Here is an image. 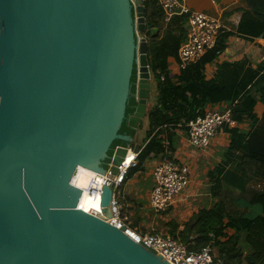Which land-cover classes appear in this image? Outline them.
Segmentation results:
<instances>
[{
    "label": "water",
    "instance_id": "obj_1",
    "mask_svg": "<svg viewBox=\"0 0 264 264\" xmlns=\"http://www.w3.org/2000/svg\"><path fill=\"white\" fill-rule=\"evenodd\" d=\"M145 32L143 0H0V264H168L105 219L109 186L94 215L72 182L77 166L104 175L114 139L131 143L118 130L134 64L126 124L145 118ZM130 143L115 146L112 174Z\"/></svg>",
    "mask_w": 264,
    "mask_h": 264
},
{
    "label": "trees",
    "instance_id": "obj_2",
    "mask_svg": "<svg viewBox=\"0 0 264 264\" xmlns=\"http://www.w3.org/2000/svg\"><path fill=\"white\" fill-rule=\"evenodd\" d=\"M245 2L251 12L238 10L243 12L237 24L238 31L255 37H264V0H245ZM143 4L147 33H150L151 28H156L159 31L161 21L165 16L163 9L157 0H143ZM184 23H186L184 15L174 16L164 27V36L148 42L149 69L156 81L157 93L153 104L146 111L148 127L145 131V138L139 145L136 162L128 169L124 183L134 173L143 170L146 159H155L160 152L164 151V148L168 155L172 156L176 144L173 129L183 131L184 127H178L177 124L202 116L204 104L207 101L233 102L235 100L231 115L236 121L248 119L253 122L257 120V115L254 113L256 101L249 99L247 95L237 97L225 86L213 82H203L200 87L199 84L203 81V64L206 61H211L222 49L217 41L215 46L207 51L206 56H201L196 62L181 69L177 84L171 82L167 57L176 55L180 43L185 39ZM261 66L264 67V63ZM260 82L264 83V80L260 78L256 82L257 92L261 95L259 101L264 105V84ZM135 92L136 64L133 65L130 76L125 118L118 130V134L129 135L132 138L135 136L136 130L126 124V119L134 110ZM262 117H264V111ZM141 125L142 123L138 128ZM222 129H225L231 136L224 153L227 162L235 159L238 161V172L246 173L250 170L252 173L250 181L255 184L251 188L249 187L250 190H245L247 192L243 198L253 206V212L251 209L239 211L237 209L240 208L238 202H232L230 205L225 200L226 198L219 199L210 207H200L186 221L180 223L175 220L168 221L166 223L168 234L178 238L188 250L198 251L209 246L215 260L221 264H264V155H258L247 149L243 141L248 133L240 132L236 127ZM129 143L123 139H114L101 166L107 169L115 146ZM132 156L133 152H129L126 160H130ZM211 189L213 196L218 197L221 193L220 180H216ZM241 194L243 193L241 192ZM118 201L125 204V200L121 196ZM256 207L259 208V212L254 211ZM129 226L134 230L137 229L136 222ZM226 229H231L234 232L227 236ZM243 231L246 234V246L251 248L247 254H244L239 240L240 232Z\"/></svg>",
    "mask_w": 264,
    "mask_h": 264
},
{
    "label": "crops",
    "instance_id": "obj_3",
    "mask_svg": "<svg viewBox=\"0 0 264 264\" xmlns=\"http://www.w3.org/2000/svg\"><path fill=\"white\" fill-rule=\"evenodd\" d=\"M186 3L191 9L220 18L222 22V27L216 40L222 46V49L211 61H206L203 64V81L199 84L200 87H202L203 82H213L217 85L225 86L237 97L247 95L249 99L256 101L254 113L257 115V120L253 122L248 119L236 121L237 125L235 127L238 128L240 132L248 133L246 137H244L243 142L246 144L249 151L258 155H264V117H262L264 105L259 101L261 95L257 92L256 86V82L260 78L264 80V67L261 66L264 63V37L251 36L237 29V24L243 14L242 11L238 10H249V12H251L248 5L245 0H186ZM174 16L182 15H173L168 17V19L163 17L162 20H164V22L162 23L165 24L164 26H166ZM183 26L186 31V23H184ZM159 31V37L164 36V29H160ZM155 37L156 34L152 39ZM207 54L208 52L206 51L202 56H206ZM167 64L171 75V82L177 84L179 82L178 76L181 72L178 65V50L176 55L167 57ZM162 79L163 77L161 76V80ZM150 82V95L152 94V89L154 90L152 105L157 93L156 81L153 75L150 78ZM260 83L264 84L263 82ZM234 101H207L204 104V112L208 109L217 108L219 110L229 109L232 114ZM184 129L183 131L173 129L176 144L172 156H169L166 148H164V151L160 152L155 159L145 160L143 170L148 166L150 167L146 173L147 181L144 183L141 182V190L144 187H149L146 190L145 205L148 208V195L152 186L151 169L153 165L163 157L188 164L190 167V183L185 190L176 196L173 204L170 205L164 213L153 216L152 221L146 225L140 226L136 223L137 231L147 232L153 230L157 233L168 234L166 225L168 221L175 220L179 223L186 221L200 207H204L205 205V207H210L214 202L223 198H226L225 200L228 201L230 205H232V202L243 201L246 203V206H240V208L237 209L239 211H248L251 209L252 211L253 206L249 205L243 198V195L247 192L245 190H250L255 184L250 181L252 175L251 171H245L246 173L238 172V161L233 159L227 162L224 157L225 149L230 141V133L225 129H220L213 138L209 148L205 151H201L189 145L185 135L186 129ZM144 138L145 132L143 139ZM140 143H142V141ZM221 168L222 170H219ZM143 170L134 173L131 178L127 179L125 183L120 186L124 188L127 193L126 197H124L125 206H131L135 203V200L139 198L140 194H131L132 184L138 183L139 179L135 178V175H141L144 172ZM216 180H220L221 182V193L218 197L213 196L211 191ZM241 192L243 194H241ZM254 211L259 212V208L256 207ZM121 212H124L122 208ZM157 219H159V221ZM160 220H162L161 223H163V231L159 230ZM225 232L228 236L234 231L226 229ZM245 235L244 231L240 232L239 240L244 254H247L251 251V248L246 246Z\"/></svg>",
    "mask_w": 264,
    "mask_h": 264
},
{
    "label": "built area",
    "instance_id": "obj_4",
    "mask_svg": "<svg viewBox=\"0 0 264 264\" xmlns=\"http://www.w3.org/2000/svg\"><path fill=\"white\" fill-rule=\"evenodd\" d=\"M163 9L164 18L173 15L186 17V37L178 47V65L184 69L187 65L196 62L208 50L213 48L222 27L220 18L207 15L203 12L191 9L186 0H157ZM237 125L229 109H208L202 116H197L177 126L186 129V138L190 146L205 151L218 131L222 128H233ZM132 150V147L129 148ZM133 152V151H132ZM137 151L133 152L128 165L122 161L116 166L117 172H110L111 163L99 178H93L88 192L98 195L100 199L101 188L107 185L111 188L110 199L111 217L107 220L120 223L125 228L123 231L129 237L135 239L140 245L146 246L168 264H221L215 260L212 249L209 246L198 251L188 250L176 237L167 233H157L153 230L141 232L131 228L122 218L121 203H119V188L124 183L125 176L130 166L136 162ZM152 186L148 195V208L154 215L164 213L173 204L176 196L190 183V167L186 163L163 157L156 162L151 169ZM100 215V212H91Z\"/></svg>",
    "mask_w": 264,
    "mask_h": 264
},
{
    "label": "rangeland",
    "instance_id": "obj_5",
    "mask_svg": "<svg viewBox=\"0 0 264 264\" xmlns=\"http://www.w3.org/2000/svg\"><path fill=\"white\" fill-rule=\"evenodd\" d=\"M164 20L161 21V29H164ZM169 22V21H168ZM145 36L149 42L151 40H155V39H160L162 37H159L160 35V31H157L156 33V37L152 39L150 33H147L145 32L144 34L140 33L138 36ZM149 57V55H148ZM151 95H150V98H149V101H148V104H147V109L150 108V105L152 103V99H153V94H154V90L152 89L151 91ZM142 125L140 128H137L136 131H135V136L133 137L132 141H131V145L133 146L134 143H140L141 141H143V136H144V132H145V129L148 127V121H147V118H144L143 121L141 122ZM131 146V147H132ZM149 166L143 170L144 172L140 175H135V178L139 179L138 183L136 184H132L133 187H132V192L131 194L135 193L136 195L140 194L139 198L135 200V203H133L131 206H124V203L121 202V205L120 206H123V213H122V218L125 220L126 223L128 224H131V223H134L136 222L137 224H139L140 226H143V225H146L147 223H150L153 219V216H157V215H154L150 209L147 208V206L145 205L146 204V190L147 188L149 187H144L142 190H141V182H146L147 179H146V173L147 171L149 170ZM142 176V177H140ZM133 179V178H132ZM145 186V185H144ZM119 193L118 195L121 196V197H126V190L124 188H119ZM238 205L239 206H242V207H245L246 206V203L243 202V201H239L238 202ZM206 206V205H205ZM142 216V217H141ZM149 216V217H148ZM152 216V217H151ZM128 219H127V218ZM156 219V218H155ZM159 221V219H157ZM162 220H160V226H159V230L160 231H163L164 228H163V223H161ZM163 229V230H162Z\"/></svg>",
    "mask_w": 264,
    "mask_h": 264
},
{
    "label": "bare ground",
    "instance_id": "obj_6",
    "mask_svg": "<svg viewBox=\"0 0 264 264\" xmlns=\"http://www.w3.org/2000/svg\"><path fill=\"white\" fill-rule=\"evenodd\" d=\"M129 152H132V150H128L127 155L123 160L124 165H128L130 162V160H126ZM100 175L101 173H98L91 169H88L82 166L76 167L74 171V175L72 177V182L75 186L81 188V190L85 192V195L79 205V209L84 210L86 212H100L101 211L100 206H99V196L91 195L87 190L92 179L99 178Z\"/></svg>",
    "mask_w": 264,
    "mask_h": 264
}]
</instances>
